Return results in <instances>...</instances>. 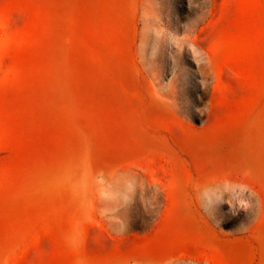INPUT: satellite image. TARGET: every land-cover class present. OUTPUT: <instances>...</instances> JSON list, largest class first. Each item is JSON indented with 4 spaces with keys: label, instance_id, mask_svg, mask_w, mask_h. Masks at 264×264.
I'll use <instances>...</instances> for the list:
<instances>
[{
    "label": "rangeland",
    "instance_id": "obj_1",
    "mask_svg": "<svg viewBox=\"0 0 264 264\" xmlns=\"http://www.w3.org/2000/svg\"><path fill=\"white\" fill-rule=\"evenodd\" d=\"M0 264H264V0H0Z\"/></svg>",
    "mask_w": 264,
    "mask_h": 264
},
{
    "label": "crops",
    "instance_id": "obj_2",
    "mask_svg": "<svg viewBox=\"0 0 264 264\" xmlns=\"http://www.w3.org/2000/svg\"><path fill=\"white\" fill-rule=\"evenodd\" d=\"M193 196V195H192ZM168 206H170L169 205V203H168V201H167V203L165 204V212H166V208L168 209Z\"/></svg>",
    "mask_w": 264,
    "mask_h": 264
}]
</instances>
